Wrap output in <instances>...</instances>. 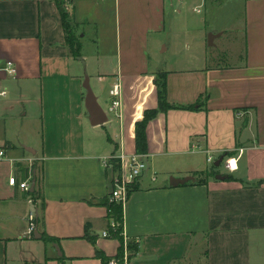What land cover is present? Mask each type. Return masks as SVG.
Returning a JSON list of instances; mask_svg holds the SVG:
<instances>
[{"label":"crops","instance_id":"0c3cea01","mask_svg":"<svg viewBox=\"0 0 264 264\" xmlns=\"http://www.w3.org/2000/svg\"><path fill=\"white\" fill-rule=\"evenodd\" d=\"M61 1L82 43L79 56L66 43L57 0H0V91L7 92L0 97V264H8L14 243L45 241L43 232L61 249L45 241L50 262L102 264L97 249L110 260L123 256L121 241L104 236L116 224L98 204L116 173L105 161L137 153L136 124L158 107L154 75L161 71L168 101L197 107L160 112L147 125L148 168L123 204L128 264H191L194 257L264 264V182L257 184L264 180V0H215L237 19L214 26L213 45L203 36L201 54L171 69L153 67L154 47L168 50L162 38L175 33L177 16L210 0ZM86 35L96 47L88 53ZM9 61L15 74L5 69ZM86 78L108 116L102 125L90 121ZM116 83L123 118L109 112ZM241 149L237 171L217 169L237 180L196 183L218 158ZM13 175L30 190L11 185ZM172 176L196 179L172 186ZM34 178L39 198L31 195ZM32 210L40 239L26 234Z\"/></svg>","mask_w":264,"mask_h":264},{"label":"rangeland","instance_id":"374dc122","mask_svg":"<svg viewBox=\"0 0 264 264\" xmlns=\"http://www.w3.org/2000/svg\"><path fill=\"white\" fill-rule=\"evenodd\" d=\"M236 19L237 18L232 17L231 9L228 7H221V9H219L215 0H210L209 3L207 2L206 5L200 7L198 11H193L192 9L186 10L181 16H177V28L175 29V33L167 31V36L165 35V38H162L164 40L166 39L165 43L169 42V45L167 44L166 46L167 48L169 46V49L163 51L166 44L161 46L156 44L154 47L152 53L153 67L171 69L180 67L189 62L191 63L193 58L201 54V38L203 36L207 35L208 37L210 34H215L212 30L215 28L214 26L220 27ZM168 20L170 22L169 18ZM233 22L234 21H232V23ZM88 36L89 35H86V37L83 38V43L86 48L85 52L87 53L94 51L96 48L95 44L89 40ZM237 39H241V36L238 35ZM238 43H240L238 44V46H240L241 42L239 41ZM216 61H227V63L232 64L235 63L236 60H229L227 58L223 60V58L218 57ZM110 114L111 117L112 115L114 117L112 112ZM39 141L42 143L41 135ZM224 168V164H221L219 167L221 171H225ZM46 245L47 243L43 240L27 243L23 245L22 248H20V243H14L12 245L13 251L9 252L8 264H57L50 262L44 257L43 253L47 251L48 247H46ZM22 250L24 251L21 252ZM195 254H197V252ZM197 260L198 258L194 257L190 262L191 264H198L199 261Z\"/></svg>","mask_w":264,"mask_h":264},{"label":"trees","instance_id":"16d2710c","mask_svg":"<svg viewBox=\"0 0 264 264\" xmlns=\"http://www.w3.org/2000/svg\"><path fill=\"white\" fill-rule=\"evenodd\" d=\"M57 4H58V7L60 9L61 16H62L63 27H64L65 34H66V43L69 46L71 53L75 56H79L81 53L82 43H81L80 38L77 34L76 27L72 21V18L70 17L69 12L65 8L64 2H62L61 0H57ZM167 76H168L167 72H164V71L158 72L154 75V83H155V85L157 87V91H158V107L156 109L146 110L144 113L143 120L137 122V124H136V152H137V154H140V155H146L147 154L148 143H147L146 128H147L148 123L151 120H153L154 118H156L160 112H167L168 110L175 109V108H196L197 107V105L187 106V107L178 106V105L171 104L168 101V97H167ZM234 155H235V152H231V153L229 152V153L225 154L224 157L227 158V157H231ZM111 161L114 165V169H115L116 173H120V171H121L120 160L112 159ZM217 169H219V168L216 167L215 165H213L212 168L207 170L205 173H203V174L197 173L199 175H198V179H197L196 183L204 182V179L206 178V176L216 177V175L218 173H220L219 171H217ZM202 175H204V177H202ZM226 179L237 180V178H235L232 174H227ZM263 182H264V180H260L257 182V184H261ZM135 189H136V186H134V184L129 186L128 197L130 196L132 191ZM31 195L37 197L36 191L31 192ZM37 198H39V197H37ZM98 204H102V205H105L108 207L109 218L111 220H114L117 224L114 227L113 226L109 227V234L111 237L119 239L122 243V246H123V243H124V238L122 235V231H123L122 230L123 203L117 202L115 200H111L110 197H106L102 200H99ZM42 206H43V204H42ZM37 221H38V219L36 218V223H37ZM87 231H88V227H87ZM42 235H43L42 239H44L46 242H51L54 244L59 242L57 238L46 235V233H44V232L42 233ZM32 237H34V235ZM86 237L89 238L93 243H95V238L90 237L88 235V232L86 234ZM129 247H130V250L133 252L138 249V246L135 243H130ZM122 250H123V248L121 249L120 255H122ZM96 255H97V257H99L102 260V264H109L110 258H108L101 250L97 249ZM47 259H49V258L47 257Z\"/></svg>","mask_w":264,"mask_h":264},{"label":"built area","instance_id":"2783aa9c","mask_svg":"<svg viewBox=\"0 0 264 264\" xmlns=\"http://www.w3.org/2000/svg\"><path fill=\"white\" fill-rule=\"evenodd\" d=\"M10 74H15L16 69L14 67V63L9 61L7 64V67L5 68ZM7 92L2 90L0 91V97L6 96ZM111 96H113V101L110 105L109 112H112L115 114L118 118H123V97H122V89L121 84L116 83L114 84L113 88L110 90ZM243 153V149L240 150V153L238 156H231L224 159L223 163L224 167L229 172H235L238 170V162L240 159L241 154ZM5 155V152L3 150H0V158H2ZM112 159H118L121 163V171L120 173H115V175L111 179V190L109 197L111 200H115L117 202H122L123 204L128 199V188L132 184H134L138 178H140L144 172L148 168V162H147V156L146 155H140V154H133L131 156L126 157L123 152L117 156L110 158L109 160L105 161L106 167H112L114 168V165L112 163ZM209 162H214L213 156L208 157ZM9 182L11 185L16 186L19 185V187L25 191L30 190V183L25 182H18L16 176H11L9 179ZM36 218L37 213L35 210H32L29 212L28 219H29V228L27 231V235L33 236L34 231L36 229ZM116 226V224H113V227ZM122 235L124 237V253L122 257L119 258H113L109 261V264H128L129 262V251H128V243L129 239L124 231H122ZM104 236H110L108 231L104 232Z\"/></svg>","mask_w":264,"mask_h":264},{"label":"water","instance_id":"95a60500","mask_svg":"<svg viewBox=\"0 0 264 264\" xmlns=\"http://www.w3.org/2000/svg\"><path fill=\"white\" fill-rule=\"evenodd\" d=\"M215 38V34H210L209 35V44L213 45V40ZM85 89L87 90L86 94V105L90 113V121L93 125H102L108 121V116L104 110V108L101 106V104L98 101V98L91 87L89 83V78H86V83H85ZM224 156L218 158V160L215 162L216 167H220L221 164L224 161ZM217 179L220 180H225L227 178V174L223 173H218L216 175ZM196 178L194 176H186L184 178H176V177H171L170 178V184L172 186H178L181 184H186L189 181H194ZM36 186V178L33 179L32 185H31V190L34 191ZM35 238L40 239L42 236L39 233L38 226H36V229L34 231ZM55 247L57 248V251L59 255H61V249L58 244H55Z\"/></svg>","mask_w":264,"mask_h":264}]
</instances>
